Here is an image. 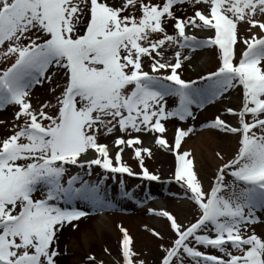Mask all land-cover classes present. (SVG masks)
I'll list each match as a JSON object with an SVG mask.
<instances>
[{
	"label": "snow or ice",
	"instance_id": "1",
	"mask_svg": "<svg viewBox=\"0 0 264 264\" xmlns=\"http://www.w3.org/2000/svg\"><path fill=\"white\" fill-rule=\"evenodd\" d=\"M185 3L203 7L177 16L175 6ZM170 21L173 34L166 30ZM186 29L212 35L202 40ZM238 42L244 45L239 53ZM174 45L173 58L165 59ZM206 46L219 49L216 70L182 78L190 57L181 50ZM0 57L10 61L0 68V111L18 109L12 120H0L9 133L0 137V264H57V233L66 225L76 228L74 222L88 214L76 202L111 205L109 174L159 181L144 167L151 149L142 146L140 133L161 134L155 144L176 153L173 179L200 213L185 226L165 210L149 209L167 218L176 235L171 247L161 245L162 264H264V238L252 228L262 222L257 210H264V0H0ZM45 84L53 100L34 108L31 93ZM237 87L242 106L222 113L235 116L236 125L220 115L204 125L239 137L238 151L220 165L206 191L190 152L179 151L193 128H177L169 145L164 122L194 120V108ZM115 132L121 135L111 141L112 152L100 137ZM126 148L133 150L139 173L123 161ZM68 166L81 171L70 174ZM94 167L103 175L86 179ZM119 184L123 196L134 195L123 179ZM120 231L123 264H144L127 230ZM86 264L104 261L89 255Z\"/></svg>",
	"mask_w": 264,
	"mask_h": 264
},
{
	"label": "rangeland",
	"instance_id": "2",
	"mask_svg": "<svg viewBox=\"0 0 264 264\" xmlns=\"http://www.w3.org/2000/svg\"><path fill=\"white\" fill-rule=\"evenodd\" d=\"M110 2L119 4L121 0H110ZM153 2H158V0H153ZM202 7L203 5L200 4L193 6L190 3H185L175 6V13L177 16H181V17L191 16L196 8H202ZM85 19H87V17H85ZM238 27L240 28V35L246 37L248 33L244 30V27L242 25ZM166 30L169 34H173L171 21L166 26ZM254 31L256 30L254 29ZM200 32L202 31H199L197 29H191V30L186 29L187 34L194 35L198 39H202V40L212 35L211 32H207L206 36H204ZM152 38L158 39L159 34H155ZM242 47H244V45L238 42L237 46L235 47L237 53L240 52V49ZM176 50L177 49L175 45L172 46L171 48H168V50L164 52V58L172 59L173 53ZM181 51H182V55H187L190 57V59L183 62L182 69L180 70L182 72V78L185 79H189V78L193 80L198 79V77L206 75L208 72L215 71L220 63L219 49L216 46L201 47L195 49L194 51L185 48L182 49ZM205 56L207 57V59L205 58ZM197 59L200 61L201 59L202 60L205 59V62L197 66V64H195V61ZM6 62L10 63V61H5L3 57H0V68L4 67ZM144 63H145V69L147 70V65L149 63L147 57L144 58ZM192 66L194 67L192 68ZM58 79L59 77H54V80H58ZM48 87L49 85L45 84L43 86H37L33 89L31 93V101H32V106L34 108L39 107V105L46 100L48 101L53 100V94L49 93ZM57 91H59V89ZM223 101H226V104H224L225 108L231 107L233 109L239 110V108L242 106V89L237 87L235 89L229 90V92L225 93L223 97H221L220 99H218L217 101L211 104H207L203 109L194 108L193 111L196 117L194 120L189 119L185 122H181L176 118H171L169 119L170 121L169 120L165 121L164 123H165L166 132L163 133V136L166 138L168 144L172 145V140L177 128L186 129L191 126L193 128V131L189 133L188 136L194 137L202 129L206 128L204 125H206L208 122L213 120L217 115H220L221 119H224L227 122L236 125L232 121L228 120L227 114H222L224 113L225 110V109H221L223 108V106L221 108L215 106L218 102H223ZM172 106L174 105H172V103L170 102L169 107ZM16 110H18L16 106H8L5 110L0 111V120H4V121L12 120L13 113ZM205 111H207V113L204 114ZM7 134L9 133L6 130V126L0 124V137H3ZM142 134L143 133H140L138 135L144 137ZM218 134H219L220 144H218L215 148H216V152L220 153L223 159H220L217 156L218 164L216 166L213 165L210 166L209 164L203 169V171L198 170L197 167L195 166L193 168L194 172L197 175L198 180L202 183L203 188L206 191L209 190L211 185L213 184L214 178L217 175V170L220 167V165L231 159L236 154L239 147V143H238L239 137H236L235 134L226 133L220 130H218ZM117 135H121V134L119 132H115L107 137H100V140L101 142L111 143L113 138ZM149 135L152 136L153 138L152 143L151 142L145 143L142 140V146H146L150 148L151 155L148 156L147 154H144L143 162L150 172L159 175L160 180L146 181L139 176H128L127 174H124L123 176H120V174H116L115 179H113L111 178V174H109V179L105 181V185L109 186L108 189L110 190L113 183L117 184L119 182V178L120 179L123 178L125 183H127L129 188H131L130 192L133 191V194L135 196L138 195L142 196L144 194H147L150 188L152 189V191L156 190L159 193H161L163 197L164 204L166 205L164 207V210L169 212L172 216H174L178 223L185 226L190 225L191 223L195 222V220L198 218L200 214L198 206L189 198L191 195L190 193H187L186 195V188L181 187V184L175 182V180L173 179L176 160L175 157L173 156L172 151H169L167 148H161L160 146L155 144V136L161 134L150 133ZM188 136L183 138L181 142L182 146L184 144L185 139L188 138ZM233 142L237 143V145L233 144ZM115 150L116 149L114 148V151L112 152H115ZM180 151H183V149H181ZM122 158L123 161L132 168L133 172L139 173L141 171L139 162L134 157L133 150L131 148L125 149V151L122 153ZM193 165L195 164L193 163ZM68 167L70 169V172L75 173L74 172L75 168L73 166H68ZM78 171L81 170L77 169L76 172ZM98 174L103 175V170L100 169L99 167H94L92 176L85 178L96 180L98 179ZM231 179L232 178L230 176H226V181H230ZM127 191L129 190L127 189ZM119 195H121L120 191L118 193V196ZM119 209H122V212L126 211L123 208H119ZM93 217H94L93 215L86 218L81 217L79 221L74 222L77 225L76 228H72L71 225H66L63 229L60 230V232L57 233L56 244L61 253L56 258L57 264H70V260H71L70 252L66 251L65 250L66 248L64 249V247H66V243L69 244L68 237L73 236V232L78 236L84 225L90 224V221H93L92 220ZM82 219L84 220L82 221ZM160 219L164 221L163 225L162 226L153 225L152 227V229H154L155 232L159 233V237L154 235L152 232L146 230V228L140 227L141 225L140 223L137 225L139 235L131 236L132 248L134 252L138 254L136 258L142 259L144 261V264H162V257L164 256L165 253L164 250L161 248V245H163L164 248H169L171 247L172 242L176 239L175 232L171 229L170 222L167 220V218L160 216ZM262 221H264V218H262ZM252 228H254L253 225ZM256 234L264 238V233L261 234L256 233ZM105 245H107V242L104 238L102 239V241L99 239H95V242L90 244L89 249L88 248L86 249L89 250V252H91L92 255L96 254V256H98V257L95 256L96 259L98 261L103 260L104 264H123V259L121 255V244L110 254L107 253V255L110 256V258H108L103 252L105 249ZM197 247L199 248L200 251H205L215 255H221L216 249H213L211 247L208 248H204L201 246H197ZM100 249L103 251L100 252ZM81 255H83L85 259L81 260L77 264H86L87 256H85L84 249L81 251ZM104 255L107 258L104 257ZM186 264H191V262L186 260Z\"/></svg>",
	"mask_w": 264,
	"mask_h": 264
},
{
	"label": "bare ground",
	"instance_id": "3",
	"mask_svg": "<svg viewBox=\"0 0 264 264\" xmlns=\"http://www.w3.org/2000/svg\"><path fill=\"white\" fill-rule=\"evenodd\" d=\"M200 33L206 35L207 31H202ZM205 58L207 59L206 56ZM203 62H205V59H201V61L197 59L195 64L198 66ZM193 67L194 66H192V68ZM224 104H226V101L218 102L215 106L219 108L223 106L221 109H226ZM205 113H207V111H205L204 114ZM228 120L232 121L234 124L237 123V118L233 115H228ZM149 134L150 133L142 134L144 136L142 137L143 142L152 143L153 138ZM235 136L238 137L237 134H235ZM218 144H220L218 130L206 127L196 134V136H188V138L185 139L183 146L181 145V149H183V151H189L190 158L193 159V163L195 164L194 166L197 167L198 170L203 171V169L209 164L210 166H216L218 164V157L215 148ZM233 144L237 145L235 142H233ZM109 146H111V144H109ZM173 156L175 157L174 154ZM152 194L154 197L148 199L150 201L148 206H151V209L159 211V205H163L164 201L158 191H155ZM107 196L111 201L110 208L119 207L126 211L112 210L108 209V207L101 209L105 211L96 214L92 219L93 221H90V224H85L78 236L73 232V236L68 237L69 244L66 243V247H64V249L66 248V251L70 252V264H77L85 259V257L81 255L83 249L85 256L88 257L89 255H92V253L86 248L89 249L90 244L94 243L95 239L102 241L104 238L107 242L105 248L109 250L108 253L110 254L114 251L120 246L122 240L120 226L125 228L129 235L137 236L139 235L137 227L139 223L141 224L140 227H147V230L152 228L153 225L162 226L164 223V221L158 217L159 215L154 213L150 214L151 212H149L148 206H142L143 203H145L143 202L145 200L138 196L121 198L118 196V190H115L114 193L107 192ZM113 202L115 204H113ZM256 214L258 217H261L264 215V210H257ZM83 220L84 219H82V221ZM253 227L256 233H264V223H257L253 225ZM101 251L103 250L100 249V252ZM103 252L108 258H110L105 251ZM105 255L104 257H106ZM94 256H96V254H94Z\"/></svg>",
	"mask_w": 264,
	"mask_h": 264
}]
</instances>
